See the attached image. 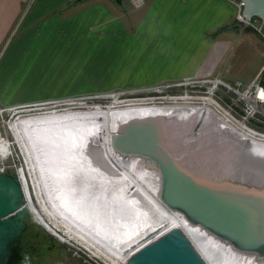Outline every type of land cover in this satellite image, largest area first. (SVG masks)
I'll list each match as a JSON object with an SVG mask.
<instances>
[{
	"label": "rangeland",
	"instance_id": "374dc122",
	"mask_svg": "<svg viewBox=\"0 0 264 264\" xmlns=\"http://www.w3.org/2000/svg\"><path fill=\"white\" fill-rule=\"evenodd\" d=\"M41 1L29 0L28 6L31 7L32 3L36 5ZM101 1L107 4L110 0ZM234 1L238 9L237 14L227 26V32L222 31L217 35L214 30L203 33L201 24H165L163 18L155 20L158 21L157 23H154L152 19L139 20L138 14L144 4L141 7H134L130 0H122L121 7L125 13L123 19L115 18V21H102V18L91 19L82 11L88 7L87 3H81L82 0H72L58 7L59 11L63 12L59 23L56 14L50 17L41 15L44 11H49L47 7L44 10L40 8L41 11H37L35 15V11L27 15L29 11L27 9L11 34L0 40V76H2L0 79L8 76L7 84L2 85L5 82L1 83L0 80V87H2L0 99L10 103V105L0 104V168L11 170L20 176L26 206L29 208L31 204L52 228L51 230L38 222L29 211L30 219L38 224L45 234L42 244L44 254L39 256L36 264H106L95 257L87 246L92 245L93 249L97 247L98 251L108 252V254L118 252L119 245L137 235L147 223L151 222L152 214L147 207L144 208V204L147 203L151 208L153 204L141 195L136 198L132 196L130 191L132 186L127 179L113 176L114 180L122 181L119 184L121 187L116 190L117 183H115L112 189H108V182L102 180L98 166L92 174L91 170L82 167L78 168L80 169L78 174L71 176L72 166L75 165L73 161L76 159L75 154H78L79 159L80 152H84L87 147L92 150L91 147L94 145L92 137H85L86 133L79 127L80 121H65L62 125L60 124L62 128H56V134L69 138V143L63 141L61 136H55L56 139L53 141H44L42 130H27L26 140L28 145L30 144L28 156L17 141L19 135L13 132L11 125L14 121L53 110L63 113L79 109L84 111L94 105L123 106L126 103L142 102L143 98L157 103L171 101H164V98L188 97L190 99L185 102L199 105L203 101L197 98L210 97L213 103L210 104L212 108L227 112L229 119L245 125L239 127V130H253L251 132L256 133L253 138L256 140L261 138L259 141H263L264 26L259 32L261 22L258 19L254 18L250 23L240 21L239 2ZM74 2L82 5L77 7L78 16L75 22L72 21L73 15L63 17L74 9L71 6ZM34 17L37 22L32 23ZM26 22L32 24L26 27ZM249 27L252 30H249ZM120 31L130 33L132 36L118 39L110 35ZM138 31L141 32L140 35ZM132 32H137L134 38ZM142 34H145L144 38ZM155 34L158 36L153 37ZM161 38L171 41L170 48L173 49L171 53L165 54L163 49L159 50L156 47V42ZM54 40L60 44L57 52L47 57L45 55L48 53L36 55L37 49L40 51ZM143 42H145L144 47L141 46ZM212 42L215 47L218 46L219 50H223L211 66L214 67V73L182 76L193 72L203 64L205 60L203 51ZM134 51L143 53L134 54ZM40 56H44L42 57L44 61H37ZM47 60L52 61L55 66L50 67V62ZM40 64L47 68L42 70L39 67ZM11 71L12 74H10ZM172 75L178 77L171 78ZM36 76L38 78H35ZM166 84L174 85L163 89L155 87ZM28 94L32 96L26 97ZM151 116H163L170 119L164 112L154 113ZM117 117L120 116L117 115ZM178 117L183 119L182 116ZM180 119L177 120L180 121ZM95 121L100 123L97 125H101L98 118ZM212 123L214 122H209V124ZM102 128L110 143L108 130L104 126ZM176 128L175 132H179V128ZM210 129H215L214 131L240 147L251 160L252 155L264 157V151L241 143L238 135L231 133L233 130L228 131L215 124L210 126ZM71 133H73L72 138L68 137ZM100 135L104 141L105 138L102 134ZM181 137L179 135V138ZM206 138L208 136L203 135L200 144L203 140V143L207 144ZM75 147L78 148V152L75 151ZM37 148L43 151L41 153L43 161L46 156L49 157L48 161L44 162L46 165L42 164V157L39 156ZM209 148L211 153L214 151V154H217V149L221 150L220 154L224 157L227 156L226 152L229 149L220 142L213 143ZM89 156L92 155L89 154ZM90 159L88 158L86 162ZM217 159L215 158L216 163ZM52 162H56V165H51ZM213 164L216 165L214 161ZM57 166L59 171L56 170ZM27 167H31L32 173ZM262 168L263 165L257 160L245 165L241 162L237 163L233 167L236 172L235 179L241 184H244L242 180H248L250 184L246 181L248 184L244 185L252 187L257 185V188L263 190ZM60 173L66 175V180L63 179V188L60 187V191L56 193L49 188V184L55 182L51 176L60 177ZM106 175L109 177L108 174ZM145 177L142 179L146 184L145 180L150 181ZM37 185H39L40 193ZM104 190H107L106 194ZM74 217L79 223L78 230L70 226L74 223ZM89 233L107 247L91 244ZM111 248H114L113 252L109 251ZM226 253V256L225 253H219L222 264L263 263L254 253L237 251L231 256L228 252Z\"/></svg>",
	"mask_w": 264,
	"mask_h": 264
},
{
	"label": "water",
	"instance_id": "95a60500",
	"mask_svg": "<svg viewBox=\"0 0 264 264\" xmlns=\"http://www.w3.org/2000/svg\"><path fill=\"white\" fill-rule=\"evenodd\" d=\"M238 2L241 21L255 18L264 26V0ZM177 119L149 116L127 121L113 133L111 148L149 158L159 175L157 196L161 203L180 211L222 244L254 253L264 262V189L244 185L248 180L235 182L234 159L229 155L224 159L219 149L216 155L211 153L213 139L208 137L207 144L204 140L200 144L203 134L193 136L183 119ZM22 184L16 173L0 172V264H36L39 258L31 260L21 246L24 219L30 211ZM125 264L207 263L190 239L174 229L138 250Z\"/></svg>",
	"mask_w": 264,
	"mask_h": 264
},
{
	"label": "bare ground",
	"instance_id": "6f19581e",
	"mask_svg": "<svg viewBox=\"0 0 264 264\" xmlns=\"http://www.w3.org/2000/svg\"><path fill=\"white\" fill-rule=\"evenodd\" d=\"M143 99L142 102L138 103V101H136L137 103L134 102L126 103V105L123 106L120 105L115 106L110 104L105 107H98L97 105H94L84 111L82 109L70 110L63 113H57L54 112V110L52 112L47 111V113H42L40 115H34V116L30 115L22 120L14 121L11 127L13 129V132L16 135L17 134L19 135V138L17 137V141L19 142L24 153L28 156L30 153V149H29L30 144L28 145L26 140L27 130L28 131L42 130V137L44 141L45 140L53 141L56 139L55 136L57 137L61 136V138L64 139L63 141L69 143L70 141L69 138L67 139L63 135L56 134L57 132L56 128L57 129L58 127L62 128L63 126L61 125L65 121H70V122H75V120L80 121L79 127L83 128V131L87 135L85 137L88 136L92 137L91 140L92 143H94V145L93 147H91L93 148L92 150H89L87 147L85 148L86 150L84 152H80L79 159H78V154H75L74 158L76 159L73 160L75 165L73 164L72 166V170L70 172L71 176L74 174H78L80 170L78 168H82V167L83 169L84 167H86L87 169H89V171L91 170V174H92L96 170L95 167L98 166L100 167L99 169L101 170L99 174L102 177V180L108 182L107 183L108 189H112L115 186V183H117L115 187L116 190H118L119 187H121L119 184L122 181L120 179L114 180L113 176H116V178L120 177L122 179H127L129 180L132 186L130 190L132 191V196L134 195L136 198V196L139 197V195H141L143 197H146L147 200H149L151 204H153V208L148 206L147 203L144 204L145 205L144 208L147 207L149 209L148 210L149 213L151 212L152 214V218L150 220L151 222L147 223L144 226V229L140 231L137 235L135 234L134 237L128 239L125 243L119 245L118 252H115L114 248H111V250L109 251L111 252L114 251V254H108V252L105 253L103 251H98L97 247L93 249L92 245L87 246V248L90 249L91 252H93L94 256L99 258L101 261L105 262L106 264H125L126 259L131 257L138 250L144 248L148 244H152L154 240L168 234L169 231H172L174 229H179L184 235H186L190 239L198 254L207 264H222L219 258L220 252L225 253V256L227 255L226 252H228V255L231 256L234 255V253H237V251L233 250L227 245L222 244L221 241H219L214 236L210 235L208 232L201 229L200 227L193 225V222L187 219L185 215L182 214L180 211L168 208L163 203H161L159 197L157 196V191L159 187V179H158L159 175L157 173L156 166L154 165V163L150 161L149 158L143 156L140 157L136 154H132V153L124 154V153L115 152L111 148V139H112L111 137L118 128V126H121L127 121L133 120L135 118L137 119V118L148 117L149 115L151 116L154 115V113H158V112L167 113L169 115V118H179L178 116H182L184 121L183 124L185 125L186 123L188 125V128L193 130V136L200 134H203L204 136H208V137L211 136L210 138L213 139V143L216 142H220L222 144L224 143L227 149L229 148L226 154L227 156L229 155L231 158L234 156L235 164L241 162L244 163L245 165V163L250 164L254 162V160H257L258 163H261L263 165L262 168L263 171H264V157L259 155L258 156L252 155V160H251V158L246 155L245 151H243L240 147L235 146L228 138H224V136L214 131L215 129L211 130L210 126L212 127V125L215 124L218 125V127L220 128H224L225 130L228 131L233 130L231 133L235 136L238 135V139L241 143L251 146L252 148H255L259 151H264V139L263 141H259L261 138H257V140L254 139L253 137H255L256 133L254 134L253 132H251L253 130L251 131L239 130V127H244L245 125L241 122H236L233 121V119H229L227 112L224 111L221 112L218 110L216 111V109L212 108L210 106V104L212 103L211 102L212 99L210 97L197 98V99H202L203 101L200 102L199 105L185 102L186 100L190 99L188 97L186 98L176 97L171 99L164 98L165 99V100L163 99L164 101H168V100L171 101L157 102V103L150 102L149 101L150 99L149 100L148 99L143 100ZM196 113H198L197 114L198 117L196 116ZM117 115H119L120 117H117ZM96 118H98V121L101 122V125L108 130L110 143L107 139L105 130L102 128L101 125H97L98 122L95 121ZM84 121L86 122L85 124ZM208 121L209 122L213 121L214 123L209 124ZM29 128H31V130H29ZM100 134H102L103 137L105 138L104 141H102V136ZM68 137L72 138L73 133L68 135ZM77 150L78 148L75 149L76 152H78ZM37 151L39 153V156L42 157V164L46 165V163L44 162L45 160L48 161L49 157L46 156L43 161V154H41L43 151H41V149L39 148H37ZM89 154L92 156L90 157ZM227 156L225 157L223 156L224 159H226ZM88 158L91 159L88 162H86ZM77 159L79 160V162L77 161ZM52 160H53V156H52ZM54 164L56 165V162L51 163V165ZM235 164L232 165V169L233 166L235 167ZM30 168L31 167L29 168L27 167L29 172L32 173ZM58 168L59 166H57L56 170L59 171L60 169ZM233 173L236 172L234 171ZM99 174L97 172V175ZM106 174H108L109 177H106L107 176ZM144 176H146L145 179H148L150 182H147V180H145L146 182L145 184L143 182L144 179H142ZM51 177L53 178V180H55V182L51 184L52 186L49 184L50 187L49 186L48 187L51 188L52 191L54 190V192L58 193L60 191V187L63 188L62 183H63V179L66 180V175L60 173V177L59 176L53 177V175ZM235 177L233 178V180L239 183L238 182L239 180L237 181ZM44 182L45 181L43 179V184ZM37 186H38L37 189L39 190V185ZM104 192L106 194L107 190H104ZM29 208L30 211L33 213L35 219L38 220V222L43 223L49 229L51 228L48 225L49 223H46L42 215L38 211H36V209L31 204ZM46 215L49 217V219L51 218L49 213H47ZM138 216L141 215L138 214ZM73 225L70 224V226L73 229L75 230L79 229L78 228L79 223H77V218L75 217H74ZM88 236L90 237L89 239L91 240V244H95V245L97 244L98 246L101 247L106 246V244H103V242H100V240L94 238L90 233Z\"/></svg>",
	"mask_w": 264,
	"mask_h": 264
},
{
	"label": "crops",
	"instance_id": "0c3cea01",
	"mask_svg": "<svg viewBox=\"0 0 264 264\" xmlns=\"http://www.w3.org/2000/svg\"><path fill=\"white\" fill-rule=\"evenodd\" d=\"M71 1L72 0H42L36 5L33 4L35 2L33 1L32 6L29 7L28 6L29 0H0V40L11 34L16 24L18 23L21 15L27 9H29L27 15H29L30 13L33 14V11H35L34 13L35 15L36 13H38L37 11L40 12L42 9L44 10L47 7L49 8V11H44L43 14L41 15H43V17H50L56 14L57 17L59 18L58 21L59 23L63 12L59 11L58 7L62 3H64L62 4L64 6ZM82 1L83 2L81 3H87L86 5L88 6L82 11L85 15L89 16L91 19L102 18L101 19L102 21L103 20L115 21V18L123 19L125 15L121 7L122 2L117 3L114 0H110L106 4V2L103 3L101 0H96V1L93 0L92 2H88L90 0H82ZM71 6H73L74 9L70 10L67 13V15L63 17L73 15L72 21L75 22V19H77L78 16L77 7H82V5L77 4V2L76 3L74 2V4H72ZM237 10H238L237 5L234 0H147L144 3L143 8L140 10L141 12H139L138 16H140L139 20L144 21L145 19L147 20L152 19L154 23L158 22L155 20H159L163 18L165 24H172V25L185 24V23L201 24L203 33L209 30L215 31V29L217 30L219 28H225L222 31L226 33L227 32L226 28L230 24V22L234 20V16L237 14ZM35 22H37V19L34 17L32 23ZM32 23L26 22L25 26L27 27ZM166 27L167 25L165 26V28ZM132 33L134 38L136 36L135 33L137 32H132ZM138 34L140 35L141 32L138 31ZM110 35L118 39H126L132 36V34L127 33L125 31L113 32L110 33ZM142 35H144L143 36L144 38L145 34ZM155 36L158 35L157 34L153 35V37ZM170 42L171 41L167 38H161L160 41L156 42V47L159 48V50L163 49L162 51H165V54L168 52L171 53L173 49L170 48ZM213 42L215 41L213 40ZM213 42L210 43L209 47L203 51L204 52L203 57L205 58L203 64L199 66V68L195 69L193 72H189L182 76H196V75L202 76L204 74H207L208 72L214 73L213 71L214 67L211 66L213 65L214 61L217 60V58L219 57L218 54L223 53V50H219L218 46L215 47ZM144 44L145 42H143V45L141 46L144 47ZM59 45L60 44H58V42L56 43V41L54 40L47 47L44 46L43 48H41L40 51L37 49L36 55L48 53V55H45L47 57L51 55L53 52L54 53L57 52L56 50L59 47ZM68 50L70 51V46ZM42 51L44 52L42 53ZM138 53H143V52L134 51V54H138ZM42 57L44 56H40V58H38L37 61L38 62L44 61ZM163 60H165V58ZM49 62H50V67L55 66L53 65L52 61ZM40 65L41 66L39 67L42 68V70L47 68L42 66V64ZM10 74H12V71L10 72ZM172 76L173 77L171 78L178 77L174 75ZM35 78H38V76H36ZM0 80L1 83L5 82L2 83V85H5L8 83L7 82L8 76L6 78L3 77ZM0 89L2 90V87H0ZM30 96L32 95L29 94L26 95V97H30ZM0 104L10 105V103H5L1 99H0Z\"/></svg>",
	"mask_w": 264,
	"mask_h": 264
},
{
	"label": "trees",
	"instance_id": "16d2710c",
	"mask_svg": "<svg viewBox=\"0 0 264 264\" xmlns=\"http://www.w3.org/2000/svg\"><path fill=\"white\" fill-rule=\"evenodd\" d=\"M232 28V26H230ZM225 28H219L215 30L216 35L220 33ZM252 30V28H248ZM264 85V82H262ZM26 223V228L21 234V246L23 251L30 257L31 260L35 256H41L44 254L43 251V242H44V232L40 229L38 224L33 222L30 217L27 215L24 219Z\"/></svg>",
	"mask_w": 264,
	"mask_h": 264
},
{
	"label": "built area",
	"instance_id": "2783aa9c",
	"mask_svg": "<svg viewBox=\"0 0 264 264\" xmlns=\"http://www.w3.org/2000/svg\"><path fill=\"white\" fill-rule=\"evenodd\" d=\"M146 0H130V2L132 3V5L134 6V7H141L143 4H144V2H145ZM238 17H239V15H238ZM239 20L241 21V19L239 18ZM248 23H250V22H248ZM257 27V26H256ZM259 27V26H258ZM261 29H263V26H262V24L260 23V27H259V32H260V30ZM202 81H204V80H202ZM206 81V80H205ZM215 82V81H214ZM180 83V82H179ZM171 85H174V84H166V85H160V86H155V87H157V88H159V89H163L164 87H170ZM215 85H216V83H215ZM260 97V96H259ZM7 171H10V172H13V171H11V170H7V169H4V168H0V172H3V173H5V172H7ZM13 173H15V172H13ZM20 177V176H19ZM25 201H26V199H25Z\"/></svg>",
	"mask_w": 264,
	"mask_h": 264
}]
</instances>
